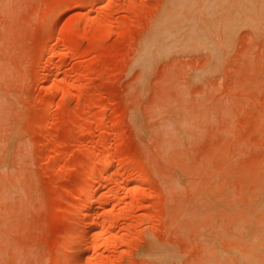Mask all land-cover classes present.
<instances>
[{"label":"rangeland","instance_id":"1","mask_svg":"<svg viewBox=\"0 0 264 264\" xmlns=\"http://www.w3.org/2000/svg\"><path fill=\"white\" fill-rule=\"evenodd\" d=\"M76 262L264 264V0H0V264Z\"/></svg>","mask_w":264,"mask_h":264},{"label":"bare ground","instance_id":"2","mask_svg":"<svg viewBox=\"0 0 264 264\" xmlns=\"http://www.w3.org/2000/svg\"><path fill=\"white\" fill-rule=\"evenodd\" d=\"M85 20H86V19H85ZM83 23H84L83 25H85V23H87V21H86V22L83 21ZM106 163L108 164V162H105L104 165H107ZM108 166H110V165H108ZM104 167H105V166H104ZM139 186H140V185H139ZM87 190H88V189L85 190V195H86V191H87ZM88 192H90V189L88 190ZM88 194H89V193H88ZM133 205H134V204H133ZM133 205H132V206H133ZM130 206H131V205H130ZM132 206H131V207H132ZM135 206H136V203H135V205H134L133 207H135ZM86 224H87V223H86ZM86 224H85V225H86ZM93 224L96 226L95 223H93ZM85 225H84V227H86V229L84 228L85 230H83L82 232L80 231V235L77 236V238L79 239V240H78L79 242H82V241H84V240L86 241V239H87V237H86V233H88V231L91 230V229L93 228V227H92L93 225H91V224H90V225L87 224V225H89V226H87V225L85 226ZM95 226H94V227H95ZM91 227H92V228H91ZM90 228H91V229H90ZM82 229H83V227H82ZM88 229H89V230H88ZM87 235H88V234H87ZM85 238H86V239H85ZM76 240H77V239H76ZM85 241H84V243H85ZM80 251L83 252V250H80ZM77 262L79 263V261H77ZM77 262H76L75 264H77ZM70 264H71V263H70ZM72 264H73V263H72Z\"/></svg>","mask_w":264,"mask_h":264}]
</instances>
